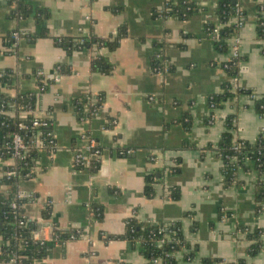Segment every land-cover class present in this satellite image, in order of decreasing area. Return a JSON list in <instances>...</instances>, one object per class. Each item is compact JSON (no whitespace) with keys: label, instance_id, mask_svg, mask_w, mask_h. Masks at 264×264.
I'll return each instance as SVG.
<instances>
[{"label":"crops","instance_id":"0c3cea01","mask_svg":"<svg viewBox=\"0 0 264 264\" xmlns=\"http://www.w3.org/2000/svg\"><path fill=\"white\" fill-rule=\"evenodd\" d=\"M168 1L29 0L50 12L49 34L31 41L26 34H37L42 26L34 17L10 18L8 1L0 0V47L6 48L3 40L10 33L25 32L14 52L3 49L0 56V72L13 74L11 85L0 81V95L35 92L34 113L51 117L57 147L54 154L42 152L34 176L18 183V194L30 199L25 215L37 224L34 234L43 227L40 235L48 239L49 225L39 224L83 230L82 237L55 244L36 264H147L129 240L111 238L122 234L134 217L152 223L181 221L188 240L198 247L192 264L206 258L264 264V243L250 255L253 242L243 230H264V201L256 198L264 173L239 170L237 180L226 185L216 151L228 116L236 118L237 135L250 142L264 133V117L248 94L215 109L213 120L208 115L209 97L221 92L227 78L223 64L234 47L241 57L240 86L264 96V38L257 31L264 0H238L243 18L228 52L217 51L205 29L209 20L219 24L220 0H193L200 9L187 19L159 14ZM122 25L127 35L113 51L92 47L68 53L55 41L90 34L107 38ZM156 42L164 44L166 56L157 72L152 65ZM100 56L112 64L110 73L92 69ZM58 66L69 72L55 80ZM41 71L53 80L45 91L38 86ZM97 94L104 99L98 114L79 119L78 101L85 97L90 103L87 97ZM83 134L103 150L97 169L74 166ZM120 151L129 153L122 156ZM12 163L0 155V177ZM149 176L152 196L145 193ZM172 188L181 191L179 199L170 197ZM93 205L102 211L93 213ZM47 206L49 221L43 218ZM3 245L0 235V252ZM176 257L178 264H189L182 253Z\"/></svg>","mask_w":264,"mask_h":264},{"label":"trees","instance_id":"16d2710c","mask_svg":"<svg viewBox=\"0 0 264 264\" xmlns=\"http://www.w3.org/2000/svg\"><path fill=\"white\" fill-rule=\"evenodd\" d=\"M11 7L8 16L13 19H27L34 17L37 23L42 26L37 34H26L31 41L44 37L49 34L46 22L50 18V12L47 8L35 6L29 0H7ZM238 0H220L217 6L216 15L218 16L219 24L212 21H207L205 29L208 35L214 40L215 49L219 52H228L231 48L230 40L239 30L240 23H237L235 16L237 15ZM200 7L193 0H169L164 8L159 11L163 16H175L178 19H187ZM243 15V13H242ZM218 28V31L215 29ZM257 31L260 37L264 38V7L260 8L258 17ZM127 35V27L122 25L116 34L107 38L98 37L95 34L80 35L78 37H58L55 39L56 44L68 53L84 49V48H107L110 51L117 49L120 46L121 40ZM3 48L8 53L14 43L13 33L4 37ZM3 49L0 47V56L3 54ZM164 44L156 42L152 56V65L155 72L163 69V59H165ZM241 57H232L229 61L223 64L227 73V78L222 84L221 92L211 95L208 100V107L214 104L216 108H221L228 101L241 94H248L252 97L254 108L264 117V96H258L250 89L243 88L239 84ZM92 69L110 73L113 69L112 64L104 57L95 58L92 61ZM59 73H68L66 66H59ZM0 81L8 85L12 84L13 74L11 70L3 71L0 76ZM39 88L45 86V91L48 85L53 82L52 79H43L39 77ZM104 99L99 96L97 102H90L83 97L76 105V115L79 119H86L93 115V111L100 108ZM37 103V95L35 92L27 91L20 92L15 96L6 94L0 95V105L5 111H16L12 115H0V130L2 137L0 138V155L4 160H8L13 156L12 144L13 133H21L25 141L33 142L35 134L41 133L40 137L46 142L49 139L48 133L52 131L53 121L51 117L44 119L46 125L32 126V115H21L20 111L29 108L35 109ZM213 114V113H212ZM213 120V115L209 116ZM25 123L28 128L20 129L19 123ZM226 130L223 132L220 140L217 143L216 151L219 158L224 164V173L226 185H230L237 180L239 170L255 169L259 174L264 173V133H261L254 142L245 140L237 135L238 126L234 115H230L225 120ZM50 153L49 149L45 151ZM42 152L33 148L30 150L26 158L18 159L14 165L5 166L3 173L7 170L16 169L19 171L22 179H28L29 176L35 174V169L40 160ZM125 156L123 154H120ZM235 158L236 160H232ZM101 161V160H100ZM100 161L93 162L90 169H97L100 166ZM82 169L83 167H77ZM34 170V172L32 171ZM179 170V168L177 169ZM30 176V177H31ZM21 179L18 177L8 176L3 174L0 177V235L4 239V245L0 252V262H12L15 264H36L37 260L47 257L55 244L65 245L73 236L78 239L83 234V230L76 228L58 229L55 234L58 239L53 241H41L35 238L34 231L37 224L29 220L25 215V205L30 201L29 198L20 197L18 194V183ZM153 177L149 176L146 181L145 193L147 196L154 194ZM170 197L179 199L181 191L178 188H172ZM256 198L259 203L264 201V181L260 180L256 187ZM16 205V206H14ZM93 213L98 214L102 210L96 205H93ZM51 207L47 206L43 210V218L45 221L50 220ZM191 215L186 213V216ZM196 226V223L195 225ZM195 229V227H194ZM247 232L248 237L253 244L248 253L256 255L263 245V229L243 228ZM112 239L129 240L135 248H138L140 253L147 258V264H153L157 258H162L163 263L178 264L176 257L177 253H182L183 259L192 264L196 257L198 247L192 246L188 240L183 223L181 221H170L164 223H152L150 221H140L136 217L126 221L125 230L122 234L111 236ZM163 240V241H162ZM201 264H247L244 258L235 262H226L220 259L206 258Z\"/></svg>","mask_w":264,"mask_h":264},{"label":"built area","instance_id":"2783aa9c","mask_svg":"<svg viewBox=\"0 0 264 264\" xmlns=\"http://www.w3.org/2000/svg\"><path fill=\"white\" fill-rule=\"evenodd\" d=\"M242 10L240 8V6H238L237 8V15L235 16V20H237V23H240L241 25V19H242ZM217 27L215 29V31H218ZM25 36V32L21 31V30H16L13 32V39H14V43L11 47V52H14L15 48L18 46V44L20 43V41L24 38ZM232 57H239V54L237 52L236 47L233 48V56ZM59 69V66L56 68L55 73L52 75V77L55 80H59L60 77L62 76L61 73H59L57 70ZM162 71V70H161ZM3 75V71L0 72V76ZM38 77H43V79L47 78V75L44 72H39L38 73ZM41 88V87H40ZM45 86L41 89L44 90ZM91 102H97L99 96L97 95H90L87 97ZM217 109L215 107L214 104H211V106L209 107V112L208 115L211 116L213 115L214 117V110ZM34 109L29 108L26 110H22L20 111L21 115H32L33 116V120H32V126H39V125H46V122L44 121V119L39 118L38 116L35 115L34 113ZM99 108L95 109L93 111V114H98ZM213 113V114H212ZM12 115L14 116L16 114V111H5L3 109V107L0 105V115ZM19 128L20 129H27L28 126L21 122L19 123ZM41 133L39 134H35V139L33 142H27L25 141L24 136L19 133V132H15L13 133L12 136V144L10 146V148L12 149L13 152V156L10 158L12 159L13 163L11 165L15 166V162L18 159H22V158H26L29 153L30 150H32L33 148L39 150L40 152H45L47 151V149H49V154H54L57 150L56 147V141H55V137L53 132H49L48 136L49 139L46 142V140L44 138L40 137ZM80 141L84 142L83 145H78L75 148V152H74V158H73V162H74V166L77 167H83V168H91L93 162L95 161H100L103 155V150L101 149V147L98 145L97 141L92 137L89 136L87 134H83L82 136H80ZM120 154L126 155L127 153H129V151H120ZM232 160H236L235 158H233ZM34 172V170H32ZM8 176H13V177H18L19 179L22 180V177L20 176L19 171H17L16 169L14 170H7L5 171V173ZM32 175V174H31ZM30 175V176H31ZM33 177V176H31ZM20 196V195H19ZM21 197V196H20ZM16 206V205H14ZM52 233L50 235V238L48 239V237L46 235H40L43 227H40L39 231L36 233V235L34 234L35 238L41 241H53L58 239V235L55 234V228L57 226H55L54 224H50L49 225ZM83 236V234L81 235V237ZM76 238L73 236L70 240H75ZM163 241V240H162ZM12 262L16 263V260L13 259ZM153 264H166L163 263L162 258H157L154 260Z\"/></svg>","mask_w":264,"mask_h":264},{"label":"water","instance_id":"95a60500","mask_svg":"<svg viewBox=\"0 0 264 264\" xmlns=\"http://www.w3.org/2000/svg\"><path fill=\"white\" fill-rule=\"evenodd\" d=\"M39 225H50V224H39ZM39 225H38V228H39ZM60 229L59 227H56L55 230H58Z\"/></svg>","mask_w":264,"mask_h":264}]
</instances>
